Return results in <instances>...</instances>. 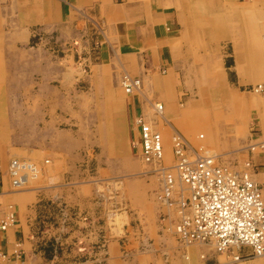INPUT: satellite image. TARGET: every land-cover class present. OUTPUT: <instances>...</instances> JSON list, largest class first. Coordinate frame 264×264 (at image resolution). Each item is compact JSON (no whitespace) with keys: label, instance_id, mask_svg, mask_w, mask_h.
Wrapping results in <instances>:
<instances>
[{"label":"crops","instance_id":"0c3cea01","mask_svg":"<svg viewBox=\"0 0 264 264\" xmlns=\"http://www.w3.org/2000/svg\"><path fill=\"white\" fill-rule=\"evenodd\" d=\"M207 1L0 0L12 47L0 51V218L9 206L15 214L0 229V264H264V254L233 262L212 244L178 241L175 215L156 197L160 179L132 149L135 116L153 101L192 139L198 89L244 104L264 134V94L247 91L264 81V0ZM240 7L257 12V27L240 28ZM208 9L211 32L200 24ZM36 30L64 51L27 48ZM124 72L140 78L137 92L121 90ZM225 139L219 149L240 142ZM13 157L43 169L29 189H11Z\"/></svg>","mask_w":264,"mask_h":264},{"label":"built area","instance_id":"2783aa9c","mask_svg":"<svg viewBox=\"0 0 264 264\" xmlns=\"http://www.w3.org/2000/svg\"><path fill=\"white\" fill-rule=\"evenodd\" d=\"M126 94L141 87V80L128 73L120 76ZM249 91L264 93V81L250 85ZM152 116H135L138 136L132 141L133 153L151 167L160 179L157 199L170 208L175 218L173 232L184 243H211L219 253L238 261L264 254V198L254 171L247 160L242 170L229 168L220 155L203 145H194L164 115L162 102L151 103ZM161 126L169 129L166 141ZM203 135H200L202 137ZM172 155L166 159V146ZM243 149L264 151V141H255ZM46 159L44 163H48ZM43 169L27 158L9 160L7 175L15 192L29 189L39 181ZM15 222L12 206L0 218V229Z\"/></svg>","mask_w":264,"mask_h":264},{"label":"rangeland","instance_id":"374dc122","mask_svg":"<svg viewBox=\"0 0 264 264\" xmlns=\"http://www.w3.org/2000/svg\"><path fill=\"white\" fill-rule=\"evenodd\" d=\"M239 1H247L251 2L252 0H239ZM212 0H208L207 3H212ZM215 11L208 9L203 10L202 15L203 20L201 19L200 24L202 27L207 28V32H211L210 25L213 24L212 20H205L207 17H213ZM238 24L241 27H251L255 28L259 24V17L257 12L249 7H240L238 14ZM34 34L31 37V42L27 48H41L47 52L54 53L56 55L61 54L64 50L62 47V43H60L56 39L55 34L51 33H41L34 31ZM4 34L2 30H0V51L4 49L12 48L10 43L6 42L4 38ZM65 46L69 49L78 50L77 43H66ZM80 46V45H79ZM82 46V45H81ZM121 76V75H120ZM205 76H203L204 79ZM206 80H215L219 81L218 76L212 73H208L206 75ZM261 82V81H259ZM258 83V82H256ZM254 83V84H256ZM121 90L124 92L122 86L120 85ZM244 91V90H241ZM247 91H249L247 89ZM125 93V92H124ZM253 97H258L263 95L264 93H258L254 91L249 92ZM182 93H180V96ZM197 100L200 102L202 95H204V102H200L197 107L193 108L194 119L198 122V126L193 131V138H189L187 134H184L194 145H203L206 149H208L211 153H215L220 155V161L224 163L229 168L234 170H242L244 168V164L247 160L251 162V165L254 168L252 173L253 179L257 182L258 186L261 189L262 196L264 198V162L256 163L250 157V150L243 149L251 140V137H257L258 141H264V134L262 135L258 130L257 122L255 115L249 114L246 112V106L242 103H227L220 99L219 95L216 94V91L213 89L195 90L194 94ZM183 97V96H182ZM153 102H161V101H153ZM152 102V103H153ZM183 104V99H180L178 105L181 106ZM5 107H0V114L5 112ZM148 114L151 116L152 109L148 108ZM165 114V113H164ZM210 126V130L208 131L205 125ZM158 127H161V122H159ZM200 135H203L200 137ZM232 137L236 139H240L237 144L234 146L225 147L223 149H219L218 144L221 142H225V137ZM252 141V140H251ZM226 143V142H225ZM229 152V153H223ZM253 154H261L264 156L263 150H257ZM249 155V157H248ZM172 155L170 153L166 155L167 161H171ZM33 161V160H32ZM145 163V162H144ZM146 164V163H145ZM8 167V166H7ZM154 175H156L154 173ZM157 176V175H156ZM20 192V191H18ZM174 233V232H173ZM175 235V234H174ZM176 236V235H175ZM177 238V236H176ZM178 240V238H177ZM179 241V240H178ZM205 243V242H198ZM211 245V243H208ZM213 246V245H212ZM214 247V246H213ZM224 256L228 257L232 260L230 255L223 253ZM259 257V256H253ZM252 258V257H250ZM247 259V258H246Z\"/></svg>","mask_w":264,"mask_h":264},{"label":"bare ground","instance_id":"6f19581e","mask_svg":"<svg viewBox=\"0 0 264 264\" xmlns=\"http://www.w3.org/2000/svg\"><path fill=\"white\" fill-rule=\"evenodd\" d=\"M91 68V67H90Z\"/></svg>","mask_w":264,"mask_h":264}]
</instances>
